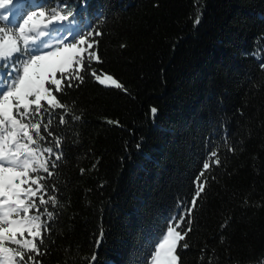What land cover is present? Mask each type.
<instances>
[{"label":"trees","instance_id":"1","mask_svg":"<svg viewBox=\"0 0 264 264\" xmlns=\"http://www.w3.org/2000/svg\"><path fill=\"white\" fill-rule=\"evenodd\" d=\"M17 3L11 29L43 7L72 11L77 35L102 33L91 68L123 85L88 70L57 94L67 113H44L53 135L39 146L58 136L62 157L51 177L39 173L50 189L41 194L58 201L41 217L50 231L40 264H150L166 226L187 215L204 162L182 264H264V0ZM15 62L0 60L3 78Z\"/></svg>","mask_w":264,"mask_h":264},{"label":"snow or ice","instance_id":"2","mask_svg":"<svg viewBox=\"0 0 264 264\" xmlns=\"http://www.w3.org/2000/svg\"><path fill=\"white\" fill-rule=\"evenodd\" d=\"M12 3L13 0H0V8L7 10L6 6ZM64 7L67 8L66 5ZM70 17H73L72 11L39 7L29 12L23 23L14 29L0 27V60H16L8 77L0 79V264H40L38 258L45 254L41 250L44 233L50 228H45L41 217L51 219L53 212L48 206L54 207L58 201L54 195L45 198L41 194L50 189L44 183L46 177L39 173L42 171L51 177L53 173L49 164L56 167L62 152L59 151L61 138L58 136L53 147L41 148L39 142L53 135L49 131L52 120L42 122L44 113H52L54 109L69 111L57 94L62 93L65 87H73V81L83 83L82 73L88 70L99 84L123 88L112 75L91 68V61L102 63L96 49L98 41L93 39L102 35L99 31L81 34L79 40L64 42L62 46L39 54L28 52L30 42L36 39L32 33L43 36L42 29L69 21ZM0 19L7 17L0 15ZM194 23H199V17ZM125 46L121 44L122 48ZM17 54L26 55V58L21 60ZM260 66L264 69V62ZM151 111L155 113L157 110L153 108ZM72 119L79 120L80 117L73 116ZM58 120L59 124L67 123L64 115H59ZM53 155L55 159L51 160ZM210 155L214 158L213 163H220L216 152ZM210 167L209 162H204L199 175L194 178L195 193L186 210L187 215L177 216L175 223L167 225L162 238L154 244L150 254L152 264H182L178 248L189 247L181 242L192 231V221L188 217L205 191L203 178ZM55 187L51 186L52 189ZM182 225L185 226L183 229ZM224 226L221 225L222 228ZM95 259L93 253L91 260Z\"/></svg>","mask_w":264,"mask_h":264},{"label":"rangeland","instance_id":"3","mask_svg":"<svg viewBox=\"0 0 264 264\" xmlns=\"http://www.w3.org/2000/svg\"><path fill=\"white\" fill-rule=\"evenodd\" d=\"M17 2H19V0H13V3L11 5L6 6L7 10H5V8H0V15H2L3 17H7V19H0V21L5 24L0 27H6L8 29L13 28L12 26L13 24L11 23H14L15 20L14 16L19 10L18 8H16V6H18ZM35 10L37 9L29 10L22 17V19L19 21L18 24L23 23V18H25L29 12ZM64 23L65 26L63 27ZM18 24L16 25V27L18 26ZM72 26H73L72 21H64L60 23H54L53 25H49L47 28L42 29V31H44L45 33V35L43 36H39L37 33H32V35H34L36 39L33 42H30V47L28 49V52L32 54H39L40 51L52 50L58 46H62V43L66 42V40H67L66 43H72L74 42V40H79L80 35H77L78 29L76 27L72 28ZM66 28L67 31L65 30ZM17 55H20V57L18 58L21 60L26 58V55H21V54H17ZM14 65L15 64L13 63L10 64L12 71ZM4 74L5 73L0 71V79H3ZM150 264H152V261H150Z\"/></svg>","mask_w":264,"mask_h":264}]
</instances>
